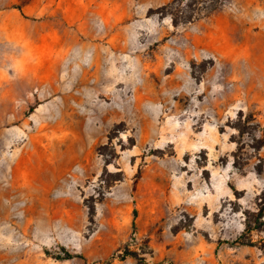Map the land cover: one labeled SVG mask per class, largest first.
Segmentation results:
<instances>
[{
	"label": "rangeland",
	"instance_id": "obj_1",
	"mask_svg": "<svg viewBox=\"0 0 264 264\" xmlns=\"http://www.w3.org/2000/svg\"><path fill=\"white\" fill-rule=\"evenodd\" d=\"M0 264H264V0H0Z\"/></svg>",
	"mask_w": 264,
	"mask_h": 264
},
{
	"label": "trees",
	"instance_id": "obj_2",
	"mask_svg": "<svg viewBox=\"0 0 264 264\" xmlns=\"http://www.w3.org/2000/svg\"><path fill=\"white\" fill-rule=\"evenodd\" d=\"M165 6H162L160 9H163ZM215 9V6L214 7H211L210 8V10L209 11H213ZM209 11H207V12H209ZM207 12H205V13H207ZM187 17H189V18H187L188 19V21L190 20V19H194V18H197V17H200V14H191V15H189V16H187ZM174 23H176L175 22V20H174ZM260 215V214H259ZM63 256H57L58 258H63V259H67V258H71V257H73V255L72 254H70L69 252H67L66 250H64L63 249ZM127 253V252H126ZM141 261H143V258H141Z\"/></svg>",
	"mask_w": 264,
	"mask_h": 264
}]
</instances>
